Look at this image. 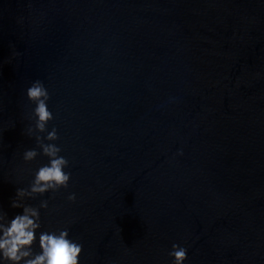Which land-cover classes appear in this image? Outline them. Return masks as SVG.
<instances>
[{
    "label": "water",
    "instance_id": "obj_1",
    "mask_svg": "<svg viewBox=\"0 0 264 264\" xmlns=\"http://www.w3.org/2000/svg\"><path fill=\"white\" fill-rule=\"evenodd\" d=\"M37 79L59 135L45 142L72 175L54 198H24L49 200L35 251L67 227L80 264H171L173 243L184 264H264V0H0L9 219L48 163L22 158Z\"/></svg>",
    "mask_w": 264,
    "mask_h": 264
},
{
    "label": "clouds",
    "instance_id": "obj_2",
    "mask_svg": "<svg viewBox=\"0 0 264 264\" xmlns=\"http://www.w3.org/2000/svg\"><path fill=\"white\" fill-rule=\"evenodd\" d=\"M19 55V53H13ZM27 100L34 107L30 119L34 124L29 125L27 131L35 137L36 148H29L23 152V161H34L38 155L48 157V163L41 165L33 174L28 187L16 189L15 197L11 201L12 208H22L20 214L9 219L5 211H0V264H80L83 244L69 236L67 227L41 231L38 237L39 251L34 250L37 241V230L41 229L40 209L49 208V200L42 199L38 206L23 203L24 198L43 196L47 192H59L61 188H68L71 172L65 171L69 167V160L60 155L62 148L55 143L59 135L55 126L48 131V123L54 114L48 108L50 92L42 80H34L26 89ZM42 133H47L42 136ZM39 149V151H38ZM182 155V151L179 153ZM76 194L69 193L68 201L75 202ZM168 256L172 257L171 264H184L188 259L186 247L173 243Z\"/></svg>",
    "mask_w": 264,
    "mask_h": 264
}]
</instances>
